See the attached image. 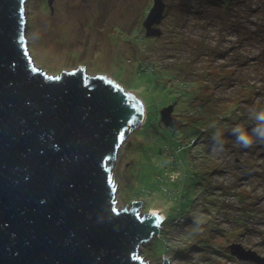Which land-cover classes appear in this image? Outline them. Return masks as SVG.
<instances>
[{
	"label": "rangeland",
	"instance_id": "obj_1",
	"mask_svg": "<svg viewBox=\"0 0 264 264\" xmlns=\"http://www.w3.org/2000/svg\"><path fill=\"white\" fill-rule=\"evenodd\" d=\"M162 1L161 35L146 38L153 0H25L30 60L54 77L82 67L144 105L107 164L117 211L165 218L142 263L252 264L230 247L264 257V140L244 148L232 128L264 109V0ZM169 106L176 130L160 122Z\"/></svg>",
	"mask_w": 264,
	"mask_h": 264
},
{
	"label": "water",
	"instance_id": "obj_2",
	"mask_svg": "<svg viewBox=\"0 0 264 264\" xmlns=\"http://www.w3.org/2000/svg\"><path fill=\"white\" fill-rule=\"evenodd\" d=\"M24 2L0 0V264H144L138 249L162 221L139 218L141 203L117 211L107 167L122 136L144 121L143 104L82 67L56 77L34 67ZM164 9L153 0L146 38L160 37ZM159 118L177 129L173 106ZM230 252L264 264L240 244Z\"/></svg>",
	"mask_w": 264,
	"mask_h": 264
},
{
	"label": "clouds",
	"instance_id": "obj_3",
	"mask_svg": "<svg viewBox=\"0 0 264 264\" xmlns=\"http://www.w3.org/2000/svg\"><path fill=\"white\" fill-rule=\"evenodd\" d=\"M250 118L255 122L251 131L244 129L239 125L232 128V134L236 137V143L244 148L250 147L255 140H264V109L259 111L251 109ZM143 123L144 121L142 124ZM220 135L221 133L218 131L216 133L217 140H219ZM215 150L216 149L214 148V151Z\"/></svg>",
	"mask_w": 264,
	"mask_h": 264
},
{
	"label": "bare ground",
	"instance_id": "obj_4",
	"mask_svg": "<svg viewBox=\"0 0 264 264\" xmlns=\"http://www.w3.org/2000/svg\"><path fill=\"white\" fill-rule=\"evenodd\" d=\"M47 6H48V4H47ZM49 7V6H48ZM152 7V6H151ZM151 7H150V9H151ZM149 9V10H150ZM148 13H149V11H148ZM147 13V14H148ZM147 16V15H146ZM146 18V17H145ZM143 28V27H142ZM143 107H144V105H143ZM143 115H145L146 116V113H145V109H144V114ZM111 177V176H110ZM114 186V185H113ZM149 214H151V215H153V216H155V217H157L160 221H162V224H163V222L165 221V218H164V216L163 215H161L158 211H156V210H151V212L149 213ZM159 237V236H158ZM158 237H156V238H158Z\"/></svg>",
	"mask_w": 264,
	"mask_h": 264
},
{
	"label": "flooded vegetation",
	"instance_id": "obj_5",
	"mask_svg": "<svg viewBox=\"0 0 264 264\" xmlns=\"http://www.w3.org/2000/svg\"><path fill=\"white\" fill-rule=\"evenodd\" d=\"M176 121H178V120L176 119ZM176 121L174 122L175 125H177ZM252 264H253V263H252Z\"/></svg>",
	"mask_w": 264,
	"mask_h": 264
},
{
	"label": "snow or ice",
	"instance_id": "obj_6",
	"mask_svg": "<svg viewBox=\"0 0 264 264\" xmlns=\"http://www.w3.org/2000/svg\"><path fill=\"white\" fill-rule=\"evenodd\" d=\"M121 135H123V134H121Z\"/></svg>",
	"mask_w": 264,
	"mask_h": 264
}]
</instances>
